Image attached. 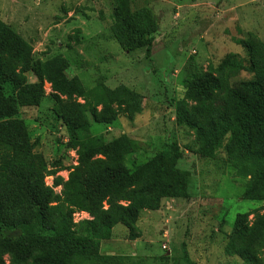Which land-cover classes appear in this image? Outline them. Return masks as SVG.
Listing matches in <instances>:
<instances>
[{"label":"trees","instance_id":"16d2710c","mask_svg":"<svg viewBox=\"0 0 264 264\" xmlns=\"http://www.w3.org/2000/svg\"><path fill=\"white\" fill-rule=\"evenodd\" d=\"M111 2L109 37L123 51L144 49L149 56L159 27L152 9ZM238 44L246 60L227 54L206 70L188 62L175 122L191 136L189 152L217 160L222 151L223 167L244 181L242 198L264 201V42L248 33ZM69 68L62 54L35 59L32 45L0 19V264H129L126 256L100 251L114 226L123 225L136 240L143 210H157L164 198H189L190 173L177 167L183 157L177 144L128 168L134 140L122 134L106 142L89 134L91 122L111 125L120 114H139L142 95L123 84L111 89L101 78L86 87L67 75ZM242 72L249 78H240ZM46 84L52 112L77 156L66 179L58 175L60 160L49 167L34 152L36 142L17 116L20 108L40 105ZM47 176H54L52 186ZM82 212L88 218L74 222ZM263 250L264 206L237 214L225 254L264 264Z\"/></svg>","mask_w":264,"mask_h":264},{"label":"rangeland","instance_id":"374dc122","mask_svg":"<svg viewBox=\"0 0 264 264\" xmlns=\"http://www.w3.org/2000/svg\"><path fill=\"white\" fill-rule=\"evenodd\" d=\"M111 1L0 0V19L32 45L35 59L62 54L70 64L67 75L77 76L84 86L101 78L111 89L123 84L142 95L139 114H120L111 125L91 122L89 132L106 142L122 134L134 140L137 148L126 158L128 168L167 144H177L183 153L177 167L190 173L189 198H164L157 210H143L136 240H129L127 229L117 224L100 251L144 259L136 264H187L185 255L196 264H243L224 248L236 215L261 209L264 201L242 198L244 181L223 167L222 151L217 160H209L187 150L191 136L176 125L174 101L184 96L188 62L206 70L227 54L246 60L238 41L252 33L264 42V0H130L131 10L147 6L159 23L149 56L144 49L123 51L109 37ZM240 78L249 75L242 72ZM45 90L39 106L20 108L17 116L36 142L34 152L49 167L60 160L58 175L66 179L77 156L52 112L49 85ZM53 177L45 178L47 185L52 186ZM87 216L79 213L76 220Z\"/></svg>","mask_w":264,"mask_h":264},{"label":"crops","instance_id":"0c3cea01","mask_svg":"<svg viewBox=\"0 0 264 264\" xmlns=\"http://www.w3.org/2000/svg\"><path fill=\"white\" fill-rule=\"evenodd\" d=\"M110 240V239H109ZM108 241V240H107ZM101 253H103V252H101ZM103 254H105V255H109V256H116L117 254H115V253H112V252H109V253H103ZM119 255H121V254H119ZM122 256H126V257H128V259H131L130 261L131 262H129V264H136V261H138V262H140V263H142L143 261H144V259L143 258H141V259H138V260H132L133 259V256H135V254H132V255H122Z\"/></svg>","mask_w":264,"mask_h":264},{"label":"clouds","instance_id":"9594fccd","mask_svg":"<svg viewBox=\"0 0 264 264\" xmlns=\"http://www.w3.org/2000/svg\"><path fill=\"white\" fill-rule=\"evenodd\" d=\"M59 187H60V186H59ZM56 189H57V188H56ZM59 190H60V188H59ZM59 190H58V191H59ZM82 213H83V212H82ZM75 214H76V213H75ZM75 214H74V215H75ZM78 214H79V213H78ZM85 214H86V213H85ZM74 215H73V220H74ZM87 218H88V216H87ZM81 219H82V218H81ZM74 222H77V220H74Z\"/></svg>","mask_w":264,"mask_h":264},{"label":"built area","instance_id":"2783aa9c","mask_svg":"<svg viewBox=\"0 0 264 264\" xmlns=\"http://www.w3.org/2000/svg\"><path fill=\"white\" fill-rule=\"evenodd\" d=\"M76 217H78V213L74 215V220H76ZM163 248H165V246H163Z\"/></svg>","mask_w":264,"mask_h":264}]
</instances>
